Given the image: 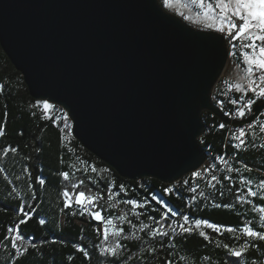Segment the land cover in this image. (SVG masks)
Wrapping results in <instances>:
<instances>
[{"label": "water", "instance_id": "1", "mask_svg": "<svg viewBox=\"0 0 264 264\" xmlns=\"http://www.w3.org/2000/svg\"><path fill=\"white\" fill-rule=\"evenodd\" d=\"M0 46L31 97L64 109L73 137L131 181L198 172L204 112L236 127L264 112L235 121L214 104L227 37L159 0H0Z\"/></svg>", "mask_w": 264, "mask_h": 264}, {"label": "trees", "instance_id": "2", "mask_svg": "<svg viewBox=\"0 0 264 264\" xmlns=\"http://www.w3.org/2000/svg\"><path fill=\"white\" fill-rule=\"evenodd\" d=\"M238 61L241 63L240 57ZM0 85H3L0 91V128L4 132L0 137V167L6 170L8 176L5 179V174L0 173V264H167L168 260L173 264H233L237 259L239 264H264V242L253 241L258 247L250 248L240 258L231 257L222 245L227 243L238 247L246 238L235 240L233 234L227 232L221 235L206 227L202 228L210 236L212 242H209L199 236V230H194L191 235H176L174 239H170L171 229H168L169 237L155 239L150 237L147 229L138 231L141 222L156 227L155 221H162L167 226L172 221L182 223L183 215H188L190 220L207 219L227 227H243L245 221H251L256 230L264 231L259 227V215L253 211L254 206L236 203L237 190L242 187L240 175L248 178L264 177V148L260 147L264 144V133L260 129L255 134L248 132V144L244 149L237 150L233 147L236 141L228 138L230 126L220 129L219 125L223 122L214 114L204 112L205 131L199 140L201 147L216 161L225 154L233 155L235 160L231 167H240V174L229 173L227 169L220 172L212 170L198 178L190 174L171 185L152 178L131 181L119 176L73 137L72 122L69 118L64 120L65 114L68 116L64 109L53 104L54 109L45 114L41 108L32 107L40 100L31 97L22 74L16 70L1 46ZM259 118L264 116L260 115ZM7 146L17 148L18 152L4 156L3 149ZM244 163L253 169L251 173L243 171ZM92 166L98 171L92 172ZM219 168L221 165L216 163V169ZM101 169L108 171H99ZM62 171L70 173V181L63 180L59 175ZM211 175L221 180L215 188L210 187ZM229 175L232 176L231 182L224 179ZM37 177L46 180L43 187L37 183ZM80 180H84L85 184L75 191H87L89 188L99 191L104 196L99 202L102 215L114 218L118 227L124 229V235L129 237L120 240L124 247L118 250L115 257L99 251L102 236L95 231L97 221L87 214L81 216L79 206L64 208L61 193L66 188L72 191V185ZM93 180L97 183L93 184ZM184 181L189 183L185 185ZM29 185L32 187L29 188ZM120 185L126 191H121ZM169 187L174 189L172 193L165 191ZM191 187H196L197 191H189ZM109 190L119 192V195L109 200ZM201 192L204 196L200 195ZM153 196L160 197L164 203H157L152 199ZM124 200H137L141 206L133 208L123 203ZM255 202L264 204V200L255 199ZM215 203L236 206L216 208ZM165 204L178 215L172 217L169 213V219H163V214L167 212ZM21 205L34 214L25 225L19 226L24 241L20 242V252H17L11 247L8 237L13 234L8 229L24 218L19 213ZM73 212L76 215H72ZM135 213H140L139 217ZM123 214H127V219L136 224L137 229H132L127 221L118 219ZM149 217H154L155 221ZM40 219L46 221L45 225L38 223ZM133 231L140 239L132 237ZM217 242L220 243L219 247ZM161 244L164 246L161 247ZM169 244L173 246L169 247ZM75 245L84 247L90 258L78 251ZM25 247L27 252L23 251ZM152 248L156 249L155 253L151 251Z\"/></svg>", "mask_w": 264, "mask_h": 264}, {"label": "snow or ice", "instance_id": "3", "mask_svg": "<svg viewBox=\"0 0 264 264\" xmlns=\"http://www.w3.org/2000/svg\"><path fill=\"white\" fill-rule=\"evenodd\" d=\"M192 3L198 4L200 7L205 8V16L209 17L213 21L218 22L217 31L225 33L229 36L230 39L241 42V48L247 49L242 52L243 61L246 67L243 69L244 75L241 78V82L235 84H229V91H236L241 94V98L229 99L228 103L235 107L234 115L240 120H243L247 115L251 114L253 111V106L257 104L259 100L261 105L264 106V0H215V2L205 3V0H192ZM209 28L213 27V24L208 25ZM235 47V45H233ZM232 55L235 56L236 52H232ZM239 67V65H237ZM3 90V85H0V91ZM249 93L251 95H249ZM220 105L223 106L225 101L221 100ZM33 108H41L43 113L47 114L54 109V105L48 100H40L36 104L32 105ZM232 114V113H230ZM35 115V113H33ZM44 118H48L47 115ZM254 118V117H253ZM68 117L65 114L64 120L67 121ZM248 128L253 127L252 123L247 122ZM227 126L224 123L219 125L220 129H225ZM260 131L264 133V126L260 127ZM4 135L3 129L0 128V137ZM249 135L248 130L244 126H240L231 133V139L236 141L233 147L237 150L244 149L248 144L246 137ZM254 146V145H253ZM261 148H264V144L260 145ZM17 153L18 149L12 146H7L3 149V155L7 156L9 153ZM221 163H224L227 168V172L232 173L236 172L241 173V168H233L227 166V161L223 157H218ZM243 163V162H242ZM75 168V165L72 166ZM87 169V165L85 166ZM214 165H210L207 171L211 172L214 168ZM79 170V169H77ZM27 171V169H25ZM92 172H97L98 170L92 166ZM99 171H108L107 169H101ZM243 171L251 173L252 168L248 167L246 163L243 164ZM0 173H4L5 179H8L6 170L3 167H0ZM30 175V173H29ZM59 175L63 178L64 181H70L71 176L67 171H62ZM85 175L87 171L85 170ZM201 172H194L193 177H201ZM91 179V177H89ZM224 179L232 181V176H225ZM215 181L216 183H211ZM210 187L215 188L216 184L221 183V180L218 179L216 175H211ZM11 183V180H9ZM37 183L43 187L46 183V180L42 177H37ZM93 184L97 181H92ZM114 183V182H113ZM189 182L184 181V184L187 185ZM240 185L242 186L237 190L236 203H247L253 204V200L250 198L261 197V200H264V178H261L259 183L255 184L256 190H253V181L244 175H240L239 180ZM85 184L84 180H80L78 183L72 185V191H69L67 188L61 193L64 198V208L71 207L73 205L79 206L81 216L85 214L88 215L91 219H94L98 223V227L95 228V231L98 235L102 236L101 245L99 251L105 255L110 254L115 257L118 255V250L122 249L124 245L120 243V240L128 239L129 237L124 235V229L118 227L114 223V218L106 217L102 215V209H100L99 202L104 199V196L99 191H93L89 188L87 191L80 190L75 191V189L80 188ZM32 186L29 185V188ZM121 191H126L123 185H120ZM167 193H172L174 189L169 187L165 189ZM189 191L195 193L197 191L196 187H191ZM33 195L35 193L33 192ZM119 195V192L113 193L111 190L108 192V199L112 200L114 196ZM201 196H204V193H200ZM223 195V193H221ZM153 200H156L157 203L163 204L162 200H159L157 197L153 196ZM195 199V197H193ZM123 203L131 205L133 208L140 207V203L137 200H124ZM167 208V212L163 214V219H169V213L172 217L178 215L177 212L173 211L171 207L167 204L164 205ZM235 204H220L215 203L214 207L216 208H234ZM115 207V205H112ZM63 211V209H62ZM253 211H257L259 216V227L264 229V204L260 206H254ZM19 213L24 217L19 220L18 224L15 227L8 229V232L13 234L8 237L11 240V247L16 249L17 252H20L19 244L24 241V236L20 229V225H25L33 216V212L26 210V208L21 205L19 208ZM72 215H76L75 212ZM139 217L140 213H135ZM120 221H127L132 229H137V225L133 224L130 220L127 219V214L120 215L118 217ZM149 219L155 221L154 217H149ZM38 223L43 226L46 221L40 219ZM156 227H151L147 223L141 222L138 226V231L144 232L146 229L149 230V235L151 238L155 239L156 237L164 238L169 237V230L171 229L172 236L170 239H174L176 235L187 233L191 235L194 230H199V236L203 237L204 240L209 242L211 241L210 236L202 228L206 227L211 229L216 233L221 235L224 232L233 234L235 240H240L241 237H245L243 243L238 247L230 246L227 243H224L222 247L227 250L228 254L231 257L240 258L242 257L250 248L258 247V245L252 243L253 241L264 242V231L256 230L252 226L251 221H245L243 227H227L225 225L212 223L207 219H195L190 220L188 215L182 216V223H177L172 221L169 225L165 226L162 221H155ZM239 233V235H235ZM132 237L140 239L136 236V232H132ZM110 237L112 238L110 240ZM55 243V241H53ZM164 245L161 244V247ZM173 245L169 244V247ZM217 246H220V243L217 242ZM33 248L36 245H32ZM78 251L82 252L85 257H89L88 251L80 245H75ZM24 252H27L28 249L25 247ZM153 253L156 252L155 248H152ZM90 258V257H89ZM167 264H173L171 260L167 261ZM233 264H239V259L233 262Z\"/></svg>", "mask_w": 264, "mask_h": 264}, {"label": "rangeland", "instance_id": "4", "mask_svg": "<svg viewBox=\"0 0 264 264\" xmlns=\"http://www.w3.org/2000/svg\"><path fill=\"white\" fill-rule=\"evenodd\" d=\"M159 1L161 3L162 7L167 12H169L175 16H178L183 21H185L188 25H190V26H192L198 30H202V31L219 32L216 30V28L219 26L218 22L213 21L209 17L205 16L204 13H205L206 9L200 7L198 4L192 3V0H159ZM208 2H210V0H205L206 4ZM211 2L214 3L215 0H211ZM209 24H213V27L209 28L208 27ZM219 33H221V32H219ZM222 34H225V33H222ZM226 36H228V35H226ZM228 39H229V41H231L230 38H228ZM238 42L241 44L240 41H237V45L239 44ZM245 50H247V49H245ZM245 50L243 49V51H245ZM240 58H241V63L239 61H237L238 62L237 65H239V67L236 66L234 68L227 69L226 78H227V80H229L231 82V84L241 82V78L244 75L243 69L246 67V65L243 61V56H240ZM249 95H250V93H249ZM252 125H253V127L248 128V131H249V133L252 131V134H255V133H257L256 131L258 129H260L261 126H264V118H259L255 123H252ZM246 139H247V137H246ZM262 173H264V172H262ZM249 179H251L253 181V190H256L255 184L259 183L261 177L260 176H253V177H250ZM157 198L159 200H162L160 197H157ZM250 199L253 200V204H251V205L260 206L257 204V202H255V199L261 200V197L258 196V197L250 198ZM255 212L260 216V214L257 211H255ZM114 223H116L117 226H119V224L115 220H114Z\"/></svg>", "mask_w": 264, "mask_h": 264}, {"label": "built area", "instance_id": "5", "mask_svg": "<svg viewBox=\"0 0 264 264\" xmlns=\"http://www.w3.org/2000/svg\"><path fill=\"white\" fill-rule=\"evenodd\" d=\"M226 37H227L228 44H229V59H228L227 69H230V68H234L237 66L238 58L240 56H242L243 49L241 48V44L239 42H238L239 44L237 45V41L232 40V39H231V41H229V39H228L229 37L228 36H226ZM233 45H235V47H233ZM233 51L236 52L235 56L232 55ZM229 84H231V82L229 80H227L226 73H225V75H223L221 77V79L219 80V82L217 83V85L214 89L213 96H212L213 102L230 119L235 120V121H243V120L249 118L250 115L253 113V111L251 114L247 115L243 120H240L238 117H235V115H234L235 107L233 105H231L230 103H228V100L229 99H237L238 98L237 95H240V94L236 91H229V88H228ZM239 98H241V95ZM221 100L225 101L223 106H221L219 103ZM258 102H259V100L257 101V103ZM254 107H255V105L253 106V109H254ZM230 113H232V114H230ZM263 113L261 115L264 116ZM244 127H246V126H244ZM237 128H239V127L230 126L229 132H228V138L231 137V133ZM246 129L248 130V127H246ZM222 157L224 158V160L227 161V166H231V163L235 160V157L231 154H225ZM215 161L216 160H214L213 157L208 154V159H207L206 163L203 165V167L198 172H201L204 175L205 173L209 172V171H207V169L209 168L210 165L215 166L212 169V170H215V172H220L223 169H227L226 165L224 163H221V161L218 158H217V161L216 162ZM216 163H219L221 165V168L216 169Z\"/></svg>", "mask_w": 264, "mask_h": 264}, {"label": "crops", "instance_id": "6", "mask_svg": "<svg viewBox=\"0 0 264 264\" xmlns=\"http://www.w3.org/2000/svg\"><path fill=\"white\" fill-rule=\"evenodd\" d=\"M245 50V49H244Z\"/></svg>", "mask_w": 264, "mask_h": 264}]
</instances>
